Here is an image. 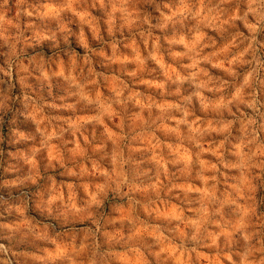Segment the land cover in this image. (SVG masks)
Listing matches in <instances>:
<instances>
[{
	"label": "clouds",
	"instance_id": "obj_1",
	"mask_svg": "<svg viewBox=\"0 0 264 264\" xmlns=\"http://www.w3.org/2000/svg\"><path fill=\"white\" fill-rule=\"evenodd\" d=\"M0 264H264V0H0Z\"/></svg>",
	"mask_w": 264,
	"mask_h": 264
}]
</instances>
